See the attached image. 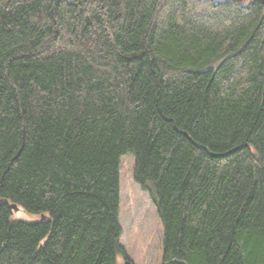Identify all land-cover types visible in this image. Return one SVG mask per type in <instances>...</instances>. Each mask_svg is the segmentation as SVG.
I'll return each mask as SVG.
<instances>
[{"label": "trees", "instance_id": "16d2710c", "mask_svg": "<svg viewBox=\"0 0 264 264\" xmlns=\"http://www.w3.org/2000/svg\"><path fill=\"white\" fill-rule=\"evenodd\" d=\"M127 153L162 264H264V1L0 0V264H135Z\"/></svg>", "mask_w": 264, "mask_h": 264}, {"label": "rangeland", "instance_id": "374dc122", "mask_svg": "<svg viewBox=\"0 0 264 264\" xmlns=\"http://www.w3.org/2000/svg\"><path fill=\"white\" fill-rule=\"evenodd\" d=\"M134 157L127 153L120 158L119 222L122 228L120 244L135 264H162V234L151 183L142 186L133 176ZM17 217L28 219L22 210H15ZM118 262L123 255L118 254Z\"/></svg>", "mask_w": 264, "mask_h": 264}, {"label": "water", "instance_id": "95a60500", "mask_svg": "<svg viewBox=\"0 0 264 264\" xmlns=\"http://www.w3.org/2000/svg\"><path fill=\"white\" fill-rule=\"evenodd\" d=\"M261 1L263 2L264 0H261ZM10 206H11L14 210L17 209V206H16L15 203H10ZM43 217H44V215H41V218H43Z\"/></svg>", "mask_w": 264, "mask_h": 264}]
</instances>
